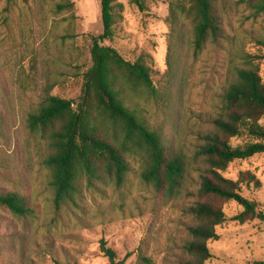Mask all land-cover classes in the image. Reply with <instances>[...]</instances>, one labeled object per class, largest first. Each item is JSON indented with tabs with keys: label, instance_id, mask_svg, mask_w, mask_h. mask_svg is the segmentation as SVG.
<instances>
[{
	"label": "rangeland",
	"instance_id": "obj_1",
	"mask_svg": "<svg viewBox=\"0 0 264 264\" xmlns=\"http://www.w3.org/2000/svg\"><path fill=\"white\" fill-rule=\"evenodd\" d=\"M71 2L60 9L58 5ZM121 5L114 36L105 40L127 60L150 55L156 94L131 104L148 123L163 132L168 145L192 156L198 134L210 129L219 99L233 67L245 53H256L264 38V12L242 0H213L222 38L194 56L191 21L178 9L188 0H116ZM171 4L186 25L179 70L167 83V50ZM100 0H0V188L29 196L33 214L18 217L0 207V264H109L100 245L107 243L123 264H178L192 218L186 207L196 196L198 170L177 197L144 182L140 155L128 156L121 186L84 182L73 201L56 208L50 173L44 164L46 140L27 127V117L46 90L73 99L90 66V35L102 32ZM264 80V59L260 61ZM264 123V120H263ZM242 138H234V144ZM197 167V166H195ZM249 171L258 184L241 183V193L264 212V153L231 162L222 171L237 180ZM227 220L208 241L205 264H251L264 260V220L243 223L235 201L216 199ZM147 257L150 262H145Z\"/></svg>",
	"mask_w": 264,
	"mask_h": 264
},
{
	"label": "trees",
	"instance_id": "obj_2",
	"mask_svg": "<svg viewBox=\"0 0 264 264\" xmlns=\"http://www.w3.org/2000/svg\"><path fill=\"white\" fill-rule=\"evenodd\" d=\"M188 2V8L180 5L178 9L191 21L189 42L196 56L209 42L222 38V27L213 0ZM242 2L257 13L264 12V0ZM71 5L67 1L58 6L66 9ZM120 11L116 0H100L103 29L90 35L91 64L82 74L79 95L67 99L46 90L40 95L37 108L29 113L27 127L47 142L49 152L44 164L50 173L56 208L73 201L84 182L104 180L121 186L129 170L130 155L141 156L142 180L171 198L188 190L186 183L196 168L199 185L191 193L196 198L186 207L192 222L177 263L205 264L212 256L208 241L219 238L216 227L227 220L216 199L233 200L242 207L234 220H264L258 204L241 193V183L259 185L258 179L249 171L240 173L237 180L222 174L234 160L264 153V80L259 65L264 59V38L259 40L258 52L245 53L240 64L233 67L221 92L218 111L210 119V129L198 134L196 149L190 156L168 145L163 132L151 126L131 105L136 97L155 95L156 87L150 55L142 54L131 61L104 44L114 36ZM168 21L166 77L172 87L186 35V25L180 22L174 4ZM234 138L243 141L234 144ZM0 207L18 217L33 214L29 196L15 189L0 188ZM100 248L109 264H123L104 240ZM142 259L150 262L147 257ZM251 264H264V260Z\"/></svg>",
	"mask_w": 264,
	"mask_h": 264
}]
</instances>
